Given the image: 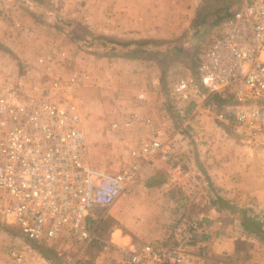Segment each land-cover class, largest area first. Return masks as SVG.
I'll list each match as a JSON object with an SVG mask.
<instances>
[{"label": "built area", "instance_id": "2783aa9c", "mask_svg": "<svg viewBox=\"0 0 264 264\" xmlns=\"http://www.w3.org/2000/svg\"><path fill=\"white\" fill-rule=\"evenodd\" d=\"M236 1L200 50L196 71L170 84L167 100L180 132L206 114L242 141L264 147V0ZM0 16L23 30L9 4L0 2ZM30 29L25 33L32 39ZM77 57L72 50L42 47L39 79L24 74L10 85L0 83V221L33 241L79 244L82 255L144 165L175 160L180 169V161L172 147L175 135L156 130L137 141L132 162L120 172L89 163L75 89L90 73L73 66ZM204 241L202 219L182 213L164 241L112 248L119 254L112 263L200 264L207 254ZM1 246L23 261L15 243Z\"/></svg>", "mask_w": 264, "mask_h": 264}, {"label": "rangeland", "instance_id": "374dc122", "mask_svg": "<svg viewBox=\"0 0 264 264\" xmlns=\"http://www.w3.org/2000/svg\"><path fill=\"white\" fill-rule=\"evenodd\" d=\"M112 1L117 2L118 0H0V2L9 4L13 16L21 23L23 30L15 29L16 38L14 42L17 43L16 46L25 49L20 50L10 42L4 41L3 35H7L5 25L9 27L10 23L0 16V83L10 85L11 80L15 81L20 72L25 73L28 70H31L30 74L34 77L37 73L40 74L42 69L33 65L32 60L35 59V54L41 47L71 49L78 56L77 64L79 65L87 59V62L92 64L95 78L93 83L81 88L79 98L81 95V99L84 101V103L82 101L80 103L85 109L83 129L88 160L92 166L100 170L117 173L132 162L129 153L130 145L134 143L138 132H123L113 129V121L108 119L109 117L104 113V110H93L90 104L103 99V97H111L109 92L111 86L114 85L116 90L112 92V96L121 93L123 99L122 92L130 90L131 80L129 82L128 77L127 80H124L126 76L119 73L118 68L123 63L122 58L129 57L131 60H138L133 55L139 47L123 46L117 44L116 41H109L105 38L108 35L98 28L100 24L96 23L107 21L109 6H111L112 3L110 2ZM173 2L174 0H125L122 6H127L126 9L124 7L115 9L116 21H125L124 14L131 13L132 15H128V17H132L134 21H139L141 24H136L141 27V30L145 31L150 28L157 31L154 35H142L144 37L137 39L107 37L110 40L114 38L119 42L152 41L142 47L150 53L149 58H144L147 63L146 67L163 65L166 69L163 73L160 71L157 73V69L155 71L152 67L148 71V79L153 76L159 79L160 92L167 99L170 84L178 77L193 74L196 71L200 50L206 44L209 36L218 30L223 16L234 10L237 1L204 0L197 6L192 4L190 0H180L177 4ZM27 28L32 30L33 38L31 40H28V36L25 37L24 32ZM9 46H12L15 51ZM18 54L23 55L22 58L27 59L30 63H22ZM6 76L11 79H4ZM127 93L131 95L130 91ZM187 133H168L175 135L172 147L177 153L176 158L180 161V169L177 170L178 179H172L171 182L174 185L171 184L168 191L170 193L169 203L176 208L183 207L181 206L182 202H187L191 207L201 202L202 206L206 203L201 200L205 197L204 178L202 179V176L196 173V169L193 167L195 158L193 154H190L191 150L195 148L194 142L191 140H194V136L197 137L199 134L198 132ZM199 143H203V141H199ZM167 164L178 166V162L175 160ZM168 177L170 179V173L161 171L154 178L155 180H149L150 184L143 186V189H148L147 193L152 195L163 196V192L156 189V182L167 183ZM191 182L195 184L194 188L189 185ZM128 193H134V189L131 188ZM127 194L124 196V200L129 197ZM237 202L232 204H238L239 207L249 210L251 214L259 215L264 220L263 202L258 205L252 197L246 201ZM163 203L165 201H162L161 198L153 201L144 210V213L147 211L150 214L148 224L139 222L134 227H140L144 224L149 228L154 224H160L162 227L165 224L162 219ZM185 213L191 215L186 211ZM174 215L171 218H169L170 215L164 216L169 220L170 225L177 218L176 216H179L177 213ZM111 226L107 223L105 228L103 227L106 232L102 228L99 234L103 239H109L107 232ZM125 228L131 229L128 226ZM8 240L15 243L23 251L24 259L22 262L14 261L4 246H1ZM140 242L135 241L134 243L139 246ZM148 242H158V239ZM91 246L88 251L81 255L79 254L81 250L79 244L69 241L60 246L54 243L33 241L24 235L18 227L6 225L0 221L1 264H76L77 262L80 264H105L106 252L104 249L108 247L105 241L94 240ZM107 249L108 252L114 251L112 248ZM236 264L241 263L237 262Z\"/></svg>", "mask_w": 264, "mask_h": 264}, {"label": "crops", "instance_id": "0c3cea01", "mask_svg": "<svg viewBox=\"0 0 264 264\" xmlns=\"http://www.w3.org/2000/svg\"><path fill=\"white\" fill-rule=\"evenodd\" d=\"M124 1L125 0H118L117 2H110L112 4L109 6L110 11L107 21L96 23L100 24L98 28L102 29L104 31L103 33L108 35L107 37L112 36L117 39H121L122 37L124 39H137L138 37H144L146 35H154L157 30L150 28H147L145 31L143 29L141 30V27H138L136 24L141 23L137 20L134 21L132 17H128V15H132L131 13L124 14L126 17L125 21L122 20V22H119L115 20V9L118 7H124L126 9L127 7L122 6ZM179 1L180 0H174L173 3L177 4ZM197 5H199V3ZM5 27L7 35H3L4 41H8L16 46L17 43L14 42L16 38V27L11 23L9 27L6 25ZM27 36L28 40L31 39L29 35H25V37ZM9 47L14 50L12 46ZM16 47L20 50H25L19 46ZM41 48H39V50ZM65 49L67 51L71 50L68 48ZM18 56L22 63H30L27 59L22 58L23 55L18 54ZM35 56L32 62L33 65L39 68L36 62L37 53ZM122 59L123 63L121 67L118 68V71L126 76L124 80H127V77L129 78V82L131 80L130 90L122 92L124 96H122V99L121 93L112 96V92L116 90V87L115 85L111 86L109 94H111L110 96L113 98L109 96L106 98L103 97V99H99L97 102H91L90 106L93 110L103 109L104 113L109 117L108 119L113 121V129L122 130L123 132H138L134 139V143L130 145L129 153L132 159L131 150L135 147L139 139L151 138L156 130H162L167 133L180 132V130L175 113L170 108L167 98H164V95L160 92L161 90L158 86L159 79L154 76L148 79V71L151 70L152 67L155 71L157 69V73L159 71L163 73L166 68L161 65L148 68L146 67L147 63L144 58H137L138 60H131L129 57ZM77 63L76 61V63L73 64L75 68L80 70L85 69L90 73L89 79L86 81L83 79L75 89L76 100L83 120L85 109L82 107L83 105H81L80 101L83 103L84 101L81 99V95L79 98V94H81V88L94 82L95 72L92 64L87 62V59L83 60V63L80 65ZM30 72L31 70L25 73L20 72L15 81L24 74H27L28 80L31 81L40 78V71V74L37 73L35 77L31 75ZM4 79L11 78L6 76ZM8 81L10 82V80ZM13 81L11 80V82ZM128 91H130L131 95L127 93ZM183 129L184 131L182 132H188L187 134L193 132H198L199 134L197 135L199 138L194 136V140H191L194 142L195 148L191 150L190 154H193L195 158L193 167L196 169V173L201 175L202 179L204 178L205 197L201 200L206 202L205 205L202 206L201 202L191 207L187 202H182L181 206L183 207H173L168 200L170 195L168 191L170 185L173 184V182H171L172 178L178 179L177 170L179 167H176L175 164L170 166L167 164L169 162L164 161H156L144 165L137 180L111 208L107 219L101 223L98 229L97 236L99 240L102 242L105 241L108 245V247L104 249L106 252L105 264H112L115 260L114 258H119L117 252H108L109 250L107 248L121 247L124 249H131L133 246H138L134 243L135 241H141V244H143L142 242L145 243L146 241L148 242L154 239L164 241L168 236L170 226V222L168 223L169 220L164 216L170 215L169 218H171L175 213L180 215L182 213L184 214L185 211L190 213L193 217L202 219L205 224V241L203 244L207 254L200 264H236L237 262L241 264H264V240L246 231L238 215L233 214L227 206L220 205L219 207L215 205L213 201L215 197L218 196L221 200L232 204L235 201L238 203L237 201H246L249 197H252L258 205H261V202L264 203V147L242 141L235 134L230 132L224 124L206 114L194 117ZM199 141H203V143H199ZM161 171L171 174L170 179L168 177L167 183L156 182V189L159 191L161 190L163 196L147 193L148 189H143V186L149 185V180H155L154 178L157 174L159 175ZM209 185L212 186L213 190H210ZM131 188L134 189V193L127 194ZM126 194L129 197L127 200H124L123 198ZM160 198L162 201H165L162 208V219L165 224L162 227L160 224H157L158 226L154 224L151 228L147 227L145 224L140 227H134V225L139 222L148 224L150 214L147 211L144 213V210L148 208L153 201L156 199L160 200ZM107 223H109L110 226L112 224V226L109 227L110 229L107 232L109 239L106 240L103 239L99 233ZM127 226L131 229L128 230L125 228ZM104 228L103 230L106 232Z\"/></svg>", "mask_w": 264, "mask_h": 264}, {"label": "trees", "instance_id": "16d2710c", "mask_svg": "<svg viewBox=\"0 0 264 264\" xmlns=\"http://www.w3.org/2000/svg\"><path fill=\"white\" fill-rule=\"evenodd\" d=\"M109 41H116L117 44H121L123 46H138L139 49L135 50L133 57L135 58H149L150 53L146 49H142L143 46L151 43V40H133L130 42H119L118 40H110L109 38L105 37ZM153 55V54H152ZM147 56V57H146ZM160 62V61H159ZM164 67L163 65H161ZM210 190L212 186L209 185ZM215 205H225L230 209L233 214L238 215L241 220V224L243 228L251 234L257 235L260 239L264 240V220L259 215L251 214L249 210L245 208L239 207L237 204H230L229 202L223 201L220 197L216 196L215 200H213ZM80 264V263H76Z\"/></svg>", "mask_w": 264, "mask_h": 264}]
</instances>
